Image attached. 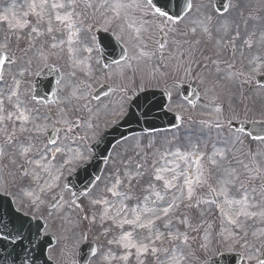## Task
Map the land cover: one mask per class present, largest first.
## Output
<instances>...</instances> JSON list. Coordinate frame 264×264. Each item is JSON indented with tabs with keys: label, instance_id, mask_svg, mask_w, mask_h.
<instances>
[{
	"label": "rangeland",
	"instance_id": "rangeland-1",
	"mask_svg": "<svg viewBox=\"0 0 264 264\" xmlns=\"http://www.w3.org/2000/svg\"><path fill=\"white\" fill-rule=\"evenodd\" d=\"M31 2L33 0H0V45H7L0 51L13 59V63L5 65V80L0 82V98L4 100V112L0 115L15 112L13 105L17 97H12L11 101L8 99L10 89L16 90L15 78L19 82V99L24 106L34 110L33 115L39 117L35 123L42 126L37 128L29 122L25 125L28 130L22 131L24 134L15 118L0 124V165L8 169L9 177L18 181V189H24L22 194L15 195L21 207L39 208L49 216L51 223L46 233L55 231L59 237L57 246L50 251V258L57 264H66L64 261L75 257L83 244L94 242L99 252L90 264H169L174 252L181 256L180 264H202L222 252L233 251L245 255L251 264H258L264 247V220L260 218L246 220L243 228H237L227 223L219 208L205 204L189 208L185 207L188 201H184L179 210L171 214V230L186 233L188 243L185 245L182 238L170 242L166 237L164 246L168 252L161 248L155 255L150 251L137 254L135 249H131L129 254V250L117 241L132 229L129 225L117 227L113 218L117 221L121 217L132 219L131 209L141 206L145 196L150 197L148 206L152 207V201L157 200L155 192L163 194V181L155 180L152 165L154 161H158L157 167L164 164L160 157L166 150L177 147L189 150L191 144L198 145V151L204 154L201 163L206 169L207 181L213 187H218L225 177V168L244 173L240 161L250 163L255 157L261 171H264V141L252 140L247 134L228 127L230 122L243 119L264 120V87L255 81L256 75L264 73V0H229L228 11L224 14L215 11L214 0H193L192 11L184 20L176 24L166 21L168 28L164 31L167 38L162 50L160 21L151 14L145 17L149 23L137 39L134 38L135 26L130 28L124 24V32L120 33L118 25L123 21L105 25L99 13L93 16L92 9L85 12L81 4L77 11L85 13L84 22L78 25L79 35L69 45L66 42L67 29L54 18L55 11L63 10H49L52 15H45L43 21H38L28 8ZM26 12L29 14L25 15ZM16 20L26 21V26L9 29L8 22L15 23ZM49 21L53 29L51 33L47 31ZM33 27L36 32L32 31ZM106 27L108 32L124 37L120 42L127 50V57L120 65L105 66L101 61L96 32L105 31ZM237 30L240 36L234 40ZM93 38V50L88 52L85 49ZM53 43L58 47L53 49ZM193 44L197 47L193 48ZM141 52L149 55L140 56ZM48 66L63 74L57 85L56 106L32 99L34 79ZM20 72L24 75L21 76ZM102 85L109 86L110 91L95 99L93 94ZM182 85L197 90L199 100L196 105L183 98L180 92ZM151 88L170 91L172 98L167 109L182 117V125L172 131L130 137L115 146L99 182L75 199L67 186V179L90 160L92 143L104 129L122 118L125 105L137 93ZM216 108L221 111L217 113ZM37 109L38 112L35 111ZM73 122L78 125L74 127ZM217 122L219 128L208 127ZM50 129H58L60 135L57 145L62 151L55 159H52V149L56 146L49 142L47 136ZM35 135L37 139L32 138ZM225 140L229 141L227 146ZM46 146L53 174L56 169L62 172L55 182L53 176L36 166ZM23 148L30 149L27 159L32 163H27L21 156ZM225 148L226 159L213 157L215 151ZM76 151L84 153L85 159L68 163ZM209 157L218 163L212 164ZM49 161L43 163L48 164ZM162 174L165 179H171L173 175ZM117 178L122 181L117 191L127 192L130 185L132 197L124 200L128 207L127 211H121L120 217L116 212L121 209V197H113L108 191ZM252 184L258 187L261 181L254 180ZM171 194L168 193L169 196ZM233 194L238 195L235 189ZM197 195L206 196L207 188L197 189ZM58 197L59 203L51 209L49 204ZM102 198L107 199L108 204L93 203ZM192 203L196 204L195 196ZM224 209L228 211V206L225 205ZM185 218L187 224L181 222ZM197 226L199 229L194 231ZM157 228L161 232L169 231L163 226V221H157ZM228 229H232L235 235L234 239L225 242L221 233ZM148 234L147 229L137 228L132 239H143L148 243L144 239ZM156 245L160 248L161 241H156ZM126 254L128 259H121Z\"/></svg>",
	"mask_w": 264,
	"mask_h": 264
},
{
	"label": "snow or ice",
	"instance_id": "snow-or-ice-1",
	"mask_svg": "<svg viewBox=\"0 0 264 264\" xmlns=\"http://www.w3.org/2000/svg\"><path fill=\"white\" fill-rule=\"evenodd\" d=\"M81 4L83 5L85 12L88 9H92L91 15L95 16L96 13H99L105 25H112L117 21H123V23L118 25L120 33L124 32V24H127L130 28L135 26L134 38L137 39L140 34L146 30L145 26L149 21L145 19V17H148L150 14L152 17L159 19L160 31L164 33L165 39L167 38V32L164 30L168 28V23H166V21L171 22L172 24H176L178 21V17L170 14L167 10V0H98V2H94V0H39L38 3L33 0V2L28 4V8L35 14L38 21H43L45 15L51 16L52 12L49 10H63V12L55 11L54 18L63 28L67 29L68 36L66 42L69 45H72L75 42V38L79 35L78 25H82L84 22L83 17L85 13L77 11ZM188 7L190 9L191 5L189 4ZM28 14L29 13L27 12L25 13V15ZM5 19H7V17H5ZM13 19H15V17H13ZM26 23V21L22 23L19 20H16L15 23L9 21L8 27L12 30L23 29L26 26ZM107 30L109 29L106 27L105 31ZM168 30L171 31L172 29ZM32 31L36 32L37 29L33 27ZM47 31L49 33L53 31L51 21H49ZM205 31H207V29H205ZM239 36L240 33L239 30H237L233 39H239ZM53 39H55V37H53ZM115 39L121 41L124 37L122 34H116ZM61 43H64V41H61ZM94 43L95 39L93 38L90 46L85 50L91 52ZM2 47H7V45H0V48ZM57 47L58 45L56 43L52 44L53 49ZM164 47L165 45L161 43L160 49L162 50ZM69 50L71 51L72 49L70 48ZM147 55L149 54L145 52L140 53V56ZM7 60V56L0 55V82H4L5 80V64ZM114 63L120 65L119 60ZM20 75L23 76L24 73L20 72ZM13 82L16 86V90L10 89L11 95L8 99L11 101L12 97H17V100L13 105L15 112L0 115V124L5 120H13L15 118V120L20 121L21 131L28 130L25 125L29 122L33 123L37 128L41 127L42 125L35 123L39 117L33 115L34 110L24 106V102L19 99V82L16 81L15 78H13ZM73 95L75 94L73 93ZM32 99L35 100V97L33 96ZM3 105L4 100L3 98H0V113L4 112ZM84 106L86 107L87 105ZM35 111L38 112V109ZM215 111L219 113L221 109L216 108ZM201 123L204 122L202 121ZM259 123L262 126L261 131L255 134L249 133L248 135L254 140L264 141V121H260ZM208 127L219 128L220 125L217 122L214 125H208ZM68 131L71 132L72 128L69 127ZM240 131H243V129H240ZM228 143L229 141H224L225 146H227ZM51 144L57 145V141L51 140ZM47 150L46 146L44 153L40 154V159L36 161V166L38 168H43L45 172L50 176H53V181L55 182L60 179L62 172L60 169H56L55 174H53ZM29 151V148H23L21 156L25 157L27 163H32L31 160L27 159ZM52 151L60 152L62 149L57 145ZM0 155H2V150H0ZM215 156H219L222 160L226 159V148L215 151L213 157ZM169 157H171V159H169ZM213 157H209L210 162L212 164H217L218 161L213 159ZM160 158L164 161V164L157 167L156 165L158 161H154L152 168L155 180L163 181V194L161 192H155L157 200L152 201V207L148 206L150 197L145 196L141 206L131 209L132 219L121 217V219L117 221L115 217L113 218V223H115L117 227L129 225L132 229V231L122 234L117 241V243H120L125 250H129V254L131 249H135L137 254H144L150 251L155 255L161 250V248L167 253L168 248L164 246V240L166 237L170 242L178 241L182 238L183 243L186 245L188 243L187 234L178 231L173 232L171 230L173 219L171 214L174 210H179L180 205L183 204L184 201H188L185 207L189 208L193 206L198 207L200 204L212 205L219 208L221 210V215L226 218L227 223L237 228H243L244 222L249 219L260 218L264 220V171H261V167L257 164L255 157L251 159L250 163H243V161H240V163L243 164L245 170L244 173H238L236 169L225 168V177L221 179L218 187H213L207 181L206 169L201 163L204 159V154L198 151V145L191 144L189 150H183L180 147L166 150L161 154ZM52 159H55V156H53ZM84 159V153L76 151L74 156L67 162L73 163L76 160L83 161ZM44 161L49 162L48 164H44ZM162 173H172L173 175L171 179H165V176ZM137 175H141V173L137 172ZM254 180H260L261 184L258 187L253 185L252 181ZM121 182L122 181L117 178L113 186L108 189L113 197H121V209L116 212L117 217L121 216V211H127L128 206L124 204V200L132 198L130 195V185L128 186L129 191L127 192L117 191ZM5 184H7V181L0 184V187H4L5 191H7L8 189L5 187ZM205 188H207V195L198 196L197 189L203 190ZM173 189H175V192H172ZM233 189L236 190L238 195L233 194ZM41 191H43V189H41ZM169 192L172 193L170 196L168 195ZM194 196L196 197V204L192 203ZM257 196H259L260 199H257ZM221 197L223 198L222 200ZM93 203L108 204V200L102 198L94 200ZM225 205L228 206V211H225ZM233 206H235L234 212H232ZM107 211L108 210L106 209L105 215H107ZM230 212H232V214H229ZM144 217H147V219H144ZM157 221H163V226L166 229H169V231L167 233L159 231L157 228ZM181 222L187 224V218ZM188 226L191 227V225ZM199 227L200 226H197V228L193 230H198ZM137 228L147 229L149 231V234L144 237V239L149 241L148 243H145L143 239L140 241H133V232ZM154 228H157L155 232L152 231ZM221 235L224 237L225 242H227L234 239L235 234L232 229H228L226 233H221ZM205 239H207V235L205 236ZM156 241H161L160 248L157 247ZM204 247H207V244H205ZM121 259L127 260L128 255H124ZM180 260L181 256L174 252L169 264H180ZM258 264H264V258L259 259Z\"/></svg>",
	"mask_w": 264,
	"mask_h": 264
},
{
	"label": "water",
	"instance_id": "water-1",
	"mask_svg": "<svg viewBox=\"0 0 264 264\" xmlns=\"http://www.w3.org/2000/svg\"><path fill=\"white\" fill-rule=\"evenodd\" d=\"M227 0H217L216 5L220 12H224L226 8ZM189 0H167V10L170 14L177 16L178 19L181 18L185 12L188 10ZM99 44L102 49L105 63L108 64L110 61L105 56L110 55V50L113 52H118L117 57L114 54L113 61L122 60L125 56V52L122 47L116 43V41L109 35L105 33H98ZM1 55V54H0ZM4 56V55H3ZM9 62V60H7ZM6 62V63H7ZM44 75V74H43ZM43 75H39L37 80L40 81ZM59 76L54 80H59ZM260 84L264 85V76L258 77ZM50 83L49 86L41 88L40 84L35 83V94L38 98H41L42 94L47 93L50 96L55 94V86ZM104 89V88H103ZM44 91V93H43ZM46 91V92H45ZM183 94L187 92L191 93L192 97L190 100L194 101L197 99V94L188 87L182 88ZM104 93L101 90L96 94L99 97ZM169 96L167 93L161 92H147L140 95L131 105L129 115L127 118L117 125L116 127L106 131L101 136L98 143L95 145V155L91 162L85 165L80 172L70 180L75 185L78 195L82 192L89 190L98 180L105 162L108 159L109 151L112 146L119 140L135 133L143 132H153L161 129H169L179 125V118L165 110ZM236 129H243L248 133H257L261 131L260 123H247L242 121L240 123H235L231 125ZM77 184L80 186L78 187ZM48 248V244H39V255L42 256V261L47 264L45 258V252ZM234 259L231 255H221L219 258L209 261L206 264H233Z\"/></svg>",
	"mask_w": 264,
	"mask_h": 264
},
{
	"label": "flooded vegetation",
	"instance_id": "flooded-vegetation-1",
	"mask_svg": "<svg viewBox=\"0 0 264 264\" xmlns=\"http://www.w3.org/2000/svg\"><path fill=\"white\" fill-rule=\"evenodd\" d=\"M5 181H7V184H5V187L8 190L5 191L4 187H0V195L11 198L14 202L16 209L19 212L25 215H31L37 218L38 215H37L36 210H33L25 205L21 207L18 197H16L15 195L22 194L24 189H22V187L18 189V186H19L18 181H15L11 177H9L8 169L4 165H0V184L4 183ZM49 207L51 209L53 208L52 202L49 204ZM37 211L38 213H43L42 209L38 208Z\"/></svg>",
	"mask_w": 264,
	"mask_h": 264
},
{
	"label": "bare ground",
	"instance_id": "bare-ground-1",
	"mask_svg": "<svg viewBox=\"0 0 264 264\" xmlns=\"http://www.w3.org/2000/svg\"><path fill=\"white\" fill-rule=\"evenodd\" d=\"M16 121H18V120H16ZM54 153V152H53Z\"/></svg>",
	"mask_w": 264,
	"mask_h": 264
}]
</instances>
